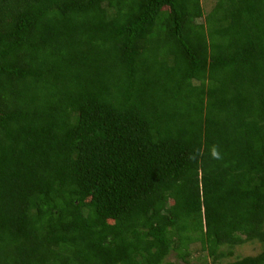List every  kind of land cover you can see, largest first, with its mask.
<instances>
[{"label": "trees", "instance_id": "16d2710c", "mask_svg": "<svg viewBox=\"0 0 264 264\" xmlns=\"http://www.w3.org/2000/svg\"><path fill=\"white\" fill-rule=\"evenodd\" d=\"M202 14L0 0V264H264V0Z\"/></svg>", "mask_w": 264, "mask_h": 264}, {"label": "rangeland", "instance_id": "374dc122", "mask_svg": "<svg viewBox=\"0 0 264 264\" xmlns=\"http://www.w3.org/2000/svg\"><path fill=\"white\" fill-rule=\"evenodd\" d=\"M215 0H200V6L202 13L205 15L207 14L212 6L214 5ZM197 18V23L204 22V16ZM190 247V255H189V262L188 264H228L232 260L237 258H241L244 256H254L262 250V243L256 240L247 241L241 245L233 246L230 249L226 246H222L219 248L220 253H227L228 251L231 252V256H223L219 259L211 260L210 257L206 256L205 252L199 251V244L193 243L189 245ZM169 260H173L176 264H181L177 259L174 258L173 254L168 256Z\"/></svg>", "mask_w": 264, "mask_h": 264}, {"label": "clouds", "instance_id": "9594fccd", "mask_svg": "<svg viewBox=\"0 0 264 264\" xmlns=\"http://www.w3.org/2000/svg\"><path fill=\"white\" fill-rule=\"evenodd\" d=\"M211 155L214 157V158H218V153H217V150L215 147H213L212 151H211Z\"/></svg>", "mask_w": 264, "mask_h": 264}]
</instances>
